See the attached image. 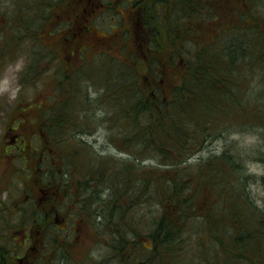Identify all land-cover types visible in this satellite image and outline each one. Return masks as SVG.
<instances>
[{
    "label": "rangeland",
    "instance_id": "rangeland-1",
    "mask_svg": "<svg viewBox=\"0 0 264 264\" xmlns=\"http://www.w3.org/2000/svg\"><path fill=\"white\" fill-rule=\"evenodd\" d=\"M89 1L71 0L63 5L58 2L55 6H49L48 3H53L52 0H42L41 5L50 10L45 12L44 9L39 12L36 0H0V264H11L17 255H23L25 249L22 246H39L37 243L40 241L39 238L43 243L38 264H142V261H147V264H226L223 256L218 255L219 249L211 246V234L207 225L200 222V217L194 219L195 225L193 222L188 223L193 226L182 233L181 243L176 242L174 251H160L155 254L144 250L145 254L136 260V258L132 259L127 251L119 250L121 239L120 232L118 236V224L123 232V222L134 218L137 220L138 233L137 237L130 238L138 240L136 245L139 243L140 247L144 244L147 248L152 247L151 240L146 236L153 232L157 215L161 212L155 209L154 189L146 188L143 195L140 178L135 181L137 182L135 185L134 178L140 176L144 166L173 170L174 164L158 165L150 159L153 156L141 158L142 138L140 145L136 143L133 147L137 156L132 155L125 151L124 138L116 133L112 134L110 126L119 122V118L111 116L107 107L112 97L107 95V88H104L106 78L100 75V69H102L101 73H107L111 69L103 62V57L107 54L129 63L132 67L131 79L137 86L139 84L142 86L150 104L154 105L160 94L168 97L163 101L170 102L173 98L174 86H179L183 82L181 75L183 69L176 64L175 57L182 63L185 56L195 49L193 44L196 43L197 35L195 34L189 42L185 37L181 40L174 36V39L157 32L156 10L151 7L156 0L148 1L147 6L139 8L133 7L132 2L127 3L130 9L118 6L117 13L96 7L100 0H93L94 4L89 8L87 16L89 19L87 24L93 32L85 37V41L93 48L88 45L89 49H78L73 56L71 54L74 47L69 46V40H66L69 28L62 27L63 24L59 21L63 18H57L56 15L66 10L69 15H66L64 20L69 22L71 20L77 25L79 21L76 20L75 13L79 11V15L85 8L83 3ZM204 2L209 24L206 29H204L206 26L200 28L201 44L210 43L215 38L211 35L212 27L224 29L237 24L239 20L237 9L240 7V2L242 3L241 0H204ZM218 4L227 5L231 10L229 7L219 9ZM235 8L237 9L234 10ZM22 10H25L24 15L29 27L31 21H35L37 14H44L42 18H45V22L40 33L37 34L38 41H32L33 39L27 36L19 38L22 30L18 29L15 23L18 22ZM132 15L134 18L137 16L140 18L137 24L138 31L132 32L130 40L125 45L120 34L123 36L127 29L131 30ZM204 22L207 21H203V25ZM32 26L35 31L38 29L37 23ZM8 27L9 35L5 38L3 33ZM116 34L119 38L114 37ZM177 36L183 37V34ZM99 37L118 40V45L112 48H108L107 45L97 48L95 45L99 44ZM105 51L108 52L102 56L96 54ZM67 75L74 77L68 81L66 90ZM98 76L100 77L97 78ZM192 95L193 99L198 98L197 94ZM51 97L52 101L55 98L60 101L59 108L55 110L57 112L51 107ZM62 104L66 113L70 116L74 113L73 118L78 117L75 121L79 122L76 126L68 125L63 131L67 133L65 136L72 140L61 143L63 150L69 151L68 165H65L63 160L55 159L56 152L60 150L43 136L44 129L51 131L47 123L52 122L46 118H51L60 112ZM231 104L236 107L235 102ZM208 106L213 110L217 108L215 102H209ZM195 107L199 108L198 105ZM86 122L88 126L85 125ZM24 123H33V125L23 135V139H18L15 143L13 137L15 133L22 134L27 129ZM30 134L35 135L32 137ZM262 134L260 136V129L255 131L254 128H246L243 132L238 133L233 130L225 133L223 137L207 138L205 146L199 152L189 155L188 162L179 163L182 165L178 164V166L189 165L191 167L189 172H193L213 157L231 155L230 147L235 141L245 152L249 149L263 151L264 130ZM117 138L121 140L113 142ZM58 140L63 141V138ZM20 144L26 146L22 152H20L22 149ZM31 151H33L32 159L22 158ZM255 152L251 154L248 152L249 155L246 156L248 162L245 170H242L243 179L245 181L250 177L247 192L252 199L253 208H259L264 212V184L261 180L264 177V157L260 159L255 157L252 155ZM83 159L84 163L90 160L93 162L90 171L85 175L93 177L83 181L87 184L86 187L82 183L75 182V176L70 174L74 170L69 169L74 166L69 163L70 160L81 162ZM134 163L135 169L132 167ZM99 166L105 169L103 174ZM252 175L255 176L254 180L251 178ZM33 178H36L35 183L49 194L56 189L58 196L53 194L52 197L46 196L34 188ZM132 187L133 189H130ZM122 195L124 198L120 199ZM144 196L147 198L143 199ZM145 200L151 205L146 206ZM77 202H80L84 209L90 208L92 215L88 214L87 217L85 214H80L75 206ZM54 206H56L53 215L55 218L52 220L50 230L45 234L40 233L39 224L48 220V216L51 215L49 211ZM203 206L198 210H205ZM123 212H125L124 218ZM73 216L75 220H71ZM57 218L59 221H56ZM79 222L85 224L84 249L78 248L75 242L76 227ZM90 223H93L94 227ZM125 231L127 228L124 223ZM27 238L30 240L27 241ZM76 249L80 252L76 253ZM246 264H264V262L260 263L254 259Z\"/></svg>",
    "mask_w": 264,
    "mask_h": 264
},
{
    "label": "trees",
    "instance_id": "trees-1",
    "mask_svg": "<svg viewBox=\"0 0 264 264\" xmlns=\"http://www.w3.org/2000/svg\"><path fill=\"white\" fill-rule=\"evenodd\" d=\"M36 1L39 12L46 9V6L41 5L43 4L42 0ZM52 1L53 3H48L49 6H55L58 2L63 5L71 0ZM148 1L151 0H141L138 5L147 6ZM241 1L240 7L234 9H237L239 17L237 24L224 29L212 27L211 35L215 38L207 44L200 43V28L206 26L204 28L206 29L209 24L204 0H156L151 5L156 10L157 32L169 38L175 36L184 40L185 37V40L189 42L192 41L195 34L197 35L196 43L193 44L195 49L185 56L183 62L180 63L175 57L176 64L183 69L181 73L183 82L179 86H174L173 98L170 97L172 98L170 102L163 101L168 97L160 94V97L154 101V105L150 104L142 86L140 84L137 86L131 79L133 77L131 65L107 54L103 57V62L111 69L107 73H101L102 69H100V75L106 78L104 88H107V95L112 97L107 107L111 116L119 118V122L115 124L113 122V125L110 126L112 134L116 133L124 138L125 151L132 155L137 156L133 147L136 143L140 145L142 138L141 158L153 156L150 159L157 162L158 165L170 166L174 164L173 170L170 168L162 170L160 167L152 169L144 166L140 176L134 178V182L140 178L144 190L143 195L146 188L154 189L155 209L161 214L157 215L153 232L146 236L151 240L152 247L150 248H147L144 243L140 247L139 243L136 245L138 240L130 238L137 237V220L135 218L130 221L126 219L123 222V232L118 224L117 231L118 236L120 232L121 239L119 250L127 251L132 259H139L145 254L144 250L152 251L155 254L160 251H174L176 244L181 243L182 233L195 225L194 219L200 217V222L207 225L211 234V246L214 249H219L218 255L223 256L226 264H243V262L246 264L254 259L260 263L264 262V212L259 208H253L252 199L247 192L250 177L244 181L242 171L245 170L248 162L246 159V156L249 155L248 152L251 154L256 151L252 155L260 159L264 157V149L263 151L261 149L250 151L249 149L248 152H245L242 147L239 148L240 144L235 141L230 147L231 155L235 159L228 154L213 157L198 169H194L193 172H189L191 168L189 165L178 166L179 163H187L189 155L199 152L205 146L207 138L223 137L225 133L233 130L238 133L243 132V129L246 128H254L255 131L260 129V136L263 135L264 0ZM125 3V0H108L107 2L100 0L96 7H107L109 12L117 13L116 6L124 7ZM83 4H85V8L80 14L78 15L79 11L75 13L76 20L79 21L77 25L71 20L70 22L64 20L65 16L69 15L66 10L56 15L57 18H63L59 21L63 24L62 27L69 28L66 40L78 39L82 31L89 30L91 32V29L85 26V21L89 8L94 3L93 0H90ZM217 7L221 9L220 7L229 6L218 4ZM49 10L46 9L45 12ZM65 12L66 14H64ZM24 14L25 10H22L19 13L18 22L15 23V26L22 30L19 38L27 36L31 40L33 39L32 41H38L37 34L40 33L45 22V18H42L44 14H37L35 21H31L30 27ZM203 21L207 22H204L203 25ZM139 22V16L133 19V23H135L133 33L138 31L137 24ZM36 23L38 29L35 31L32 24ZM40 23L42 24L40 25ZM163 31L166 33L164 34ZM8 32L9 27L3 33L5 38L6 35H9ZM86 32L84 34L87 35ZM84 34L82 37L85 36ZM179 34H183V37L177 36ZM129 37L127 35V41L130 40ZM153 37H155L154 33ZM156 39L155 42H157ZM36 45H38L37 42ZM172 62L174 63L173 60ZM72 77L74 76L67 75L65 77L67 80L66 90L68 81ZM61 86L63 88V84ZM193 93L197 94L198 98L193 99ZM57 95L55 94V96ZM209 102H215L217 108L215 110L210 108ZM232 102H235L236 107L231 104ZM195 105H198L199 108L197 109ZM59 106L60 101L57 98L53 99L51 107L54 112H57L55 110ZM74 116V113L72 116L67 114L65 106L62 104L60 112L51 118H46L52 122L51 124L47 123L51 131L44 129L45 135L43 136L60 150L56 152L55 159L63 160L65 165H68L69 151H64L61 143L72 140L65 136L67 133H63V131L67 129L68 125H79V122L75 121L78 117L73 118ZM26 124V130H29L33 125V123ZM85 125L89 124L86 122ZM127 135L129 136L126 137ZM61 138L63 141L58 140ZM120 140L121 138H117L113 142ZM94 160L93 158V162ZM83 161L84 159L81 162L70 160L69 163L74 166L69 169L74 171L69 172L75 176L76 183H82L86 187L87 184L83 181L93 177L85 176L90 171L93 162L90 160L88 163H84ZM132 167L135 169L136 164L134 163ZM101 169L103 174L105 169L102 167ZM251 178L254 180L255 176L252 175ZM261 180L264 184V177ZM123 198L124 195L120 199ZM145 198L147 197L144 196L143 199ZM145 204L146 206L151 205L146 200ZM135 206L136 203L134 210ZM202 206L206 209L198 210ZM124 214L125 212H123V218ZM189 222H193V225L190 226ZM124 223L127 228L125 232ZM113 225L115 226V224ZM164 231L166 235H164ZM142 264H147V261H142Z\"/></svg>",
    "mask_w": 264,
    "mask_h": 264
},
{
    "label": "flooded vegetation",
    "instance_id": "flooded-vegetation-1",
    "mask_svg": "<svg viewBox=\"0 0 264 264\" xmlns=\"http://www.w3.org/2000/svg\"><path fill=\"white\" fill-rule=\"evenodd\" d=\"M139 1L138 2H136L135 4H133V7H138L139 5ZM133 17V16H132ZM132 17H131V25L133 26L135 23H132ZM86 31H82L81 33H80V37L78 38V39H70L69 40V44H70V46L73 48L74 47V49H73V52H72V54L71 55H75V51L77 50L78 51V49L79 50H81V49H83V48H86V49H89L88 48V45L91 47V48H93V46L92 45H90L89 43H87L86 41H85V37H86V34H84ZM92 32V31H91ZM91 32L89 31V30H87V35L88 34H91ZM83 34L85 35L84 37H82L83 36ZM114 37H117V38H119V36L116 34V35H114ZM98 43L99 44H97V45H95V46H97V48L99 47V46H105V45H107V47L108 48H112V47H117V45H118V40H111V39H109V38H106V37H99V40H98ZM30 124H32V123H29L28 125H30ZM23 125H27L26 123H24ZM22 125V126H23ZM28 130H25L22 134H16L15 133V135L13 136L14 137V140H15V143L18 141V139H20L21 140V138L23 139V135L25 134V132H27ZM35 133V132H34ZM35 134H33V135H31L30 134V136H34ZM20 143V142H19ZM20 147L22 148V149H20V152H22V151H24V148L26 147V146H24V145H21L20 144ZM32 154H33V151H31V152H28V155L27 156H25V157H22L23 159H28V158H31L32 159ZM30 159V160H31ZM33 167H30V169H32ZM33 170H34V168H33ZM36 178H33V182H34V188H37L41 193H43V194H45L46 196H50V197H52L53 195H56V196H58V194H57V191H56V189H54V191L53 192H51V194H49V192L48 191H44V189L38 184V183H35V182H37V180H35ZM49 188H52V187H49ZM48 188V189H49ZM58 193H59V191H58ZM53 194V195H52ZM50 205V204H49ZM75 206L78 208V212L80 213V214H85V215H87V217H89L88 216V214L89 215H92V210H90V208L88 209H84V207H83V205L80 203V202H77L76 204H75ZM55 211H56V206H54L53 207V209L51 208L50 209V216H48V220L46 221V222H44V221H42V223H40L39 225H40V228H41V231H40V233L41 232H44V234L45 233H47L49 230H50V227H51V224H52V220H54V218L55 217H53V215H54V213H55ZM83 211H85L84 213H83ZM77 216V215H76ZM71 220H75L74 219V216L72 217V219ZM82 220H85V219H82ZM81 220V221H82ZM56 221H59L58 220V218L56 219ZM90 224H92V226H93V223H90ZM57 225V224H56ZM58 226V225H57ZM77 226V225H76ZM83 226H85V224H83V222H79L78 223V226L76 227V231H77V235L75 234V239H76V241L75 242H77V244H78V248H80V249H84V238H85V229L83 228ZM64 230V229H63ZM38 239V238H37ZM40 239V241H37V243H38V245L40 246H32V245H25V246H22V248H24L25 249V251H24V254L23 255H21V256H16L15 258H14V261L11 263V264H38V261H40V257H41V249H42V247H41V244L43 243V241H41V238H39ZM30 239L29 238H27V241H29ZM75 252L76 253H79L80 251H78V249H76L75 250Z\"/></svg>",
    "mask_w": 264,
    "mask_h": 264
}]
</instances>
